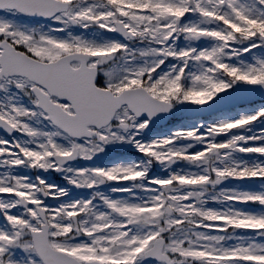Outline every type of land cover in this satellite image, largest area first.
Returning <instances> with one entry per match:
<instances>
[{
  "label": "snow or ice",
  "instance_id": "1",
  "mask_svg": "<svg viewBox=\"0 0 264 264\" xmlns=\"http://www.w3.org/2000/svg\"><path fill=\"white\" fill-rule=\"evenodd\" d=\"M0 264H264V0H0Z\"/></svg>",
  "mask_w": 264,
  "mask_h": 264
}]
</instances>
